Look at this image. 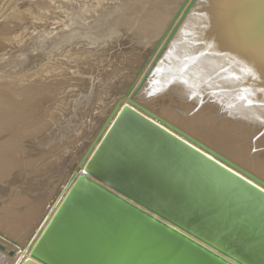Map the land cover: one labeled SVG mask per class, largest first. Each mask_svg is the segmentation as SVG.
I'll use <instances>...</instances> for the list:
<instances>
[{
    "label": "bare ground",
    "instance_id": "bare-ground-1",
    "mask_svg": "<svg viewBox=\"0 0 264 264\" xmlns=\"http://www.w3.org/2000/svg\"><path fill=\"white\" fill-rule=\"evenodd\" d=\"M182 1L170 0L168 4L160 5L154 9L156 15H154L155 19L153 22H155V26L160 27L159 32L162 33L163 29L169 24L170 18L176 12L171 10H174V7H179ZM23 3L20 1L22 6ZM15 7H18V5ZM189 11L188 17L183 19L184 22L178 27V30L176 29L169 44L165 47L159 58L153 62L154 55L148 60V62L150 60L152 61L151 67L148 70L150 71L160 59L155 71L153 69L150 74L148 72L149 76L145 79L135 100L141 105L144 104L142 106L147 107L146 109L162 116V118H169L171 121L177 122L178 124L176 126L181 127L182 130L187 131V133L196 139L198 138L197 140H204L211 146H209L210 148H216L212 149L230 160L232 159L231 161L235 160L237 162L236 164H239L243 168L247 169L250 167L253 170L255 167H259L264 170V155H259L260 158L258 160L256 159V161L250 160L251 157L245 153L246 150L244 149L245 146L251 144L252 149L257 152L256 142L255 140L253 141L255 136L253 135L256 130L264 128V71H222L225 70L223 66L227 65V63H222L227 62V59L232 58L234 54H236L237 58L242 56L245 60H248L251 57L248 55H252V53L253 55L264 56V28L260 27L264 26V0H196ZM196 12H206L208 16H201L196 18V20ZM12 14L13 12L11 16ZM7 15L10 16L9 14ZM212 16L226 21L223 22L226 23L225 27H235L231 30L230 37H227L225 34L226 36H223V40L217 44L225 49V51L223 50L224 55L228 54L227 57H224L222 54L217 56L219 59L217 62L213 59L217 51H211V49L213 47L217 48L213 46L218 42L216 39L217 33L215 32L220 31V29L216 30V26L220 23L222 24V22L219 20V24L215 23V18H212ZM237 20L238 22H236ZM5 22L7 21L5 20ZM12 22L14 21L12 20ZM247 23H250L252 26H248ZM227 24H233L235 26H229ZM224 29L223 31H227ZM165 61H167L166 67L162 65L163 63L165 64ZM218 66L220 67L217 68ZM221 68L222 70H220ZM217 93H220L221 97ZM121 96L114 95L112 99L107 101L106 106L102 110L101 118L99 119L98 117L94 121L95 123L91 122L92 124H90L89 122L92 131L97 126L98 128L96 129H99L115 100ZM4 100L6 101V99ZM14 103L16 104V102ZM14 103L11 104L14 105ZM18 103L15 105L16 108L18 105L20 106ZM11 110L13 111V109ZM17 114L19 115V113ZM18 118L21 117L18 116ZM89 118L91 117L89 116ZM14 120H12L13 124L16 123V120ZM149 120L152 121L151 119ZM152 122L158 125L155 121ZM5 123L9 122L5 121ZM2 125L1 127H3ZM95 125L97 126L95 127ZM6 127H4L5 129H0V146H3L1 144L7 142L8 139L7 130L10 127ZM20 128L23 127L21 126ZM13 129H11L12 132ZM97 130H95V133ZM220 130H223V132ZM47 131L48 129L44 131L45 133L38 132L37 138L33 134L37 141L33 143L30 141L32 145L30 147L28 146L29 148L24 146L27 150L25 149L24 158L20 159H27V163L29 162L30 168L29 170L27 168L28 171L26 172H23L24 169H22L23 171L18 169L21 165L18 166V162L12 159L9 153H6L8 151L3 150L1 152L2 148L0 149V168H4V173L3 169L2 173L4 176H10V179L13 178L14 183L18 185V192L14 196L12 195V197L9 194L8 198L11 200L7 204H9L12 210L9 209L0 213V244H4L8 251L11 247L3 242H8V240L17 241V246L15 247L16 253L13 258H8L4 253L0 252V264H13L18 255L24 254L27 248L29 255L27 253L24 254L25 258H37L46 264H149L153 261H157L156 264H208L200 256L196 257L192 255L184 247H181L167 258L162 259L164 255L173 250L174 241L162 239L156 231L147 229L142 225H128L126 220L116 224L113 216L116 214L117 209L114 206L108 204L106 207H103L101 199L87 196L92 193L93 188H106L103 180L105 178L104 175L108 174L106 171L109 170L108 166L102 164H92L90 169H87V163L81 168L74 166L88 147L95 133L92 137L89 136L87 138L86 141L89 143L84 149H81L82 152L80 154L78 153L80 157L77 161L75 159L76 162L74 161V164L72 163L73 166L71 169L68 164L66 166L67 161L63 160L65 164L64 168L65 166L66 169L69 168L63 176L62 174L61 176L59 175L61 168L59 171L57 170L59 167L56 168L57 166L54 167L52 164L51 166L49 165L50 168L48 170H45L46 174L42 175L41 179H37L42 174H39L41 170L37 168L38 154L40 152L42 153V151L38 152L39 150L37 148L41 140H45L44 136L47 137L49 135V131ZM18 133H15L17 138ZM31 135L29 137L32 138ZM174 136L176 135L174 134ZM26 137L28 138V135ZM54 141L51 142L54 143ZM236 143H238V146ZM47 144H50V141ZM4 146L6 147V145ZM24 147H22L23 151ZM40 148L42 147L40 146ZM46 148L44 149L46 150ZM11 150H13V153L17 152V149L14 150V148ZM32 150L35 152L30 153ZM46 152L44 153L46 154ZM19 153L21 152L19 151ZM126 153H129L128 150ZM205 155L208 159H212L209 155ZM69 156H72V154ZM221 165L224 166L223 164ZM45 167L43 168L45 169ZM230 171L245 179L233 170L230 169ZM71 179L73 181L69 188L74 194L66 202L63 208L64 212H61V215L57 216L59 218L55 223L53 222V217L57 215L58 207L63 200L55 206L57 197ZM57 180L56 186L54 183ZM245 180L251 185L258 187L251 181ZM14 183H12V186H14ZM220 185L216 183L215 189ZM258 188L264 193V189ZM200 191H202V187ZM81 195L86 196L82 197ZM4 198H7V196ZM197 198L199 199V195ZM3 200L5 201V199ZM205 202L210 201L207 199ZM198 203L199 201H197ZM72 213L76 215L72 216ZM38 231H40V234L36 237ZM34 239L35 241L31 245ZM105 247H110L114 252L111 250L103 262L97 263L98 260L95 258V254L97 250L99 251V249H104Z\"/></svg>",
    "mask_w": 264,
    "mask_h": 264
},
{
    "label": "rangeland",
    "instance_id": "rangeland-1",
    "mask_svg": "<svg viewBox=\"0 0 264 264\" xmlns=\"http://www.w3.org/2000/svg\"><path fill=\"white\" fill-rule=\"evenodd\" d=\"M7 1L0 0V9ZM18 1L16 0L13 3L14 5L9 7V10L1 17L2 20L0 18V26L3 24L0 27V124H4L2 125L3 127L0 125V129H5V126L10 127L7 130L8 133L10 132L9 134L7 133L10 141L7 139L8 143H2L1 145L3 146H0V149L2 148L1 152L3 150L8 151L6 153H9L11 155L9 156L18 162V166L24 164V167L19 166L20 168L18 169L21 171L24 169L23 172H26L30 168L29 162L27 163L28 160H22L25 155L24 152L27 150L26 148L37 141L34 135L37 138L38 132H44L48 129L49 135L46 133L48 136H44L46 142L42 139L41 145L39 144V147L37 146L39 150L37 151H42V153H37L39 155L37 168L41 170L39 174L42 173L39 175L41 177H37V179H41L42 175L46 174L45 170H48L50 168L49 165L51 166L52 164L54 167L57 166L56 168L59 167L57 170L61 168V171L59 170L60 172H58L60 176L61 174L63 176L67 169L72 168L75 159L76 161L78 160L80 157L79 154L82 152L81 149H84L89 143L86 141L87 138L89 136L92 137L95 130H97L96 128H98L95 125L97 127L92 131L89 122L92 124L91 122L95 123L94 121L98 117L99 119L101 118L102 110L106 106L107 101L112 99L114 95L121 96L124 93L132 78L135 77L146 57L155 46L162 33L159 32L160 27L155 26L156 24L154 25V15H156L154 9L160 5L168 4L170 0H24V3L23 0H20L23 6ZM17 5L18 7H15ZM11 8L14 9L12 10ZM178 8V6L177 8L174 7V10L172 9L171 11L175 12ZM12 12L13 14L11 16ZM189 12L185 18L188 17ZM196 16L195 19L208 15H206V12H202L197 13ZM214 18L215 23L219 24V20L221 19L218 17ZM171 19L172 17L169 22ZM221 22V26L220 24H216V30L220 29V31L215 32L218 34H216L218 41L215 43L216 45L223 40V36L227 35V37H230L231 30L235 28L225 27L226 23L223 22L226 21L223 19ZM227 25L235 26L233 24ZM247 25L252 26L250 23H247ZM218 26L219 28H217ZM260 27L264 28V26ZM223 29L227 31H223ZM216 45L213 46L217 48L213 47L211 49V51L218 52L213 56L215 62L219 60L217 56L220 54L224 57L228 56V54H223L225 49L222 46ZM248 56L251 57L245 60L242 56L237 58L236 54H234L232 58L227 59V62L222 63H227V65L223 66L225 70H222L223 67L220 70L264 71L263 55H253L252 53V55ZM159 61L151 68L149 74L153 69L155 71ZM151 64L152 61L150 60L137 80H140L143 73L150 69ZM166 64L167 61L162 65L166 67ZM217 95L221 97L220 93H217ZM13 100H15L14 102L16 104L19 102L18 104L20 106L18 105L16 108ZM11 103H14V105ZM10 105L13 107L11 108ZM75 115L77 116L75 117ZM9 116L14 118L12 119ZM18 116L21 118H18ZM15 117L18 119L16 120ZM165 119L171 121L169 118ZM12 120L16 123L18 122V124H13ZM19 120L21 125H19ZM5 121L9 123H5ZM171 122L174 125L178 124L177 122ZM21 126L23 128H20ZM54 128L58 129L55 131ZM11 129L15 133L19 132L17 134L18 138ZM220 131L223 132V130ZM29 134H32V138L29 137ZM25 135H28V138ZM253 136H255L253 141L255 140L256 142L257 152L252 149L251 144L245 146L244 149L246 150L245 153L251 157L250 160L256 161V159L258 160L260 158L259 155H264V128L256 130ZM199 140L207 146H210L204 140ZM49 141L51 145L47 144ZM51 141H54V143ZM236 144L238 146V143ZM22 147H24V151ZM45 147H47L46 150L44 149ZM13 148L14 150L17 149L16 153L12 152L13 150L11 149ZM34 152V150L30 151V153ZM67 153L69 155L72 154V156H69ZM76 153L79 154L77 155ZM75 155L78 157L75 158ZM57 156L61 157L59 158ZM63 160L67 161L66 166L68 164L69 168L66 169V166L64 168L65 164ZM233 161L237 163L235 160ZM45 166H48V168ZM2 169L4 173V168ZM2 169L0 168V213L9 209L12 210L9 204H7L11 200L8 199L9 194L12 197V195L14 196L18 192V185L14 183L13 178H9L10 176H4ZM42 169H44V172ZM63 169L65 170L61 173ZM246 170L264 180V170L259 167H255L253 170L249 167ZM58 180L54 185L57 184ZM12 183H14V186H12ZM7 193L8 195H6ZM6 196L7 198H4Z\"/></svg>",
    "mask_w": 264,
    "mask_h": 264
},
{
    "label": "water",
    "instance_id": "water-1",
    "mask_svg": "<svg viewBox=\"0 0 264 264\" xmlns=\"http://www.w3.org/2000/svg\"><path fill=\"white\" fill-rule=\"evenodd\" d=\"M15 1L8 0L2 6L0 18ZM195 2L182 1L74 166L81 168L87 163V169L92 164L109 167L103 180L106 188H93L87 196L101 199L103 207L114 206L116 224L126 220L128 225H142L162 239L174 241L173 250L162 259L184 247L208 264H264V193L258 188L264 189V180L135 100L149 71L140 80L138 76L150 58L155 55L153 62L159 58ZM72 181L57 197L55 206L63 200L53 217L55 223L74 194L69 188ZM216 183L221 184L217 189ZM207 199L210 202H205ZM3 243L11 249L7 251L0 244V252L13 258L17 242ZM111 250H97V263L103 262ZM26 253L29 255L28 248ZM24 254L18 255L13 264H46Z\"/></svg>",
    "mask_w": 264,
    "mask_h": 264
}]
</instances>
